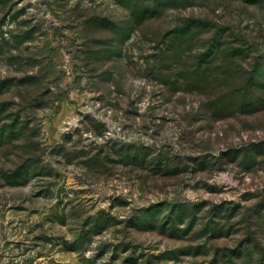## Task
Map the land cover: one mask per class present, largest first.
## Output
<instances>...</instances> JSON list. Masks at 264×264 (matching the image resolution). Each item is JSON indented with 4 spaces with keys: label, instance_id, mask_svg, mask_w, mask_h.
Listing matches in <instances>:
<instances>
[{
    "label": "rangeland",
    "instance_id": "374dc122",
    "mask_svg": "<svg viewBox=\"0 0 264 264\" xmlns=\"http://www.w3.org/2000/svg\"><path fill=\"white\" fill-rule=\"evenodd\" d=\"M0 264H264V0H0Z\"/></svg>",
    "mask_w": 264,
    "mask_h": 264
}]
</instances>
